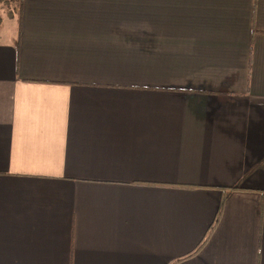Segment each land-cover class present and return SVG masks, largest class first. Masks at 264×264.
Masks as SVG:
<instances>
[{"label": "crops", "instance_id": "obj_1", "mask_svg": "<svg viewBox=\"0 0 264 264\" xmlns=\"http://www.w3.org/2000/svg\"><path fill=\"white\" fill-rule=\"evenodd\" d=\"M22 12L19 49L1 12L0 264H264V0Z\"/></svg>", "mask_w": 264, "mask_h": 264}, {"label": "trees", "instance_id": "obj_2", "mask_svg": "<svg viewBox=\"0 0 264 264\" xmlns=\"http://www.w3.org/2000/svg\"><path fill=\"white\" fill-rule=\"evenodd\" d=\"M25 0H0V24L3 21V13H6L7 16L10 18L16 19L18 24V41L16 43V48L19 49L20 43V33H21V19L23 15V8H24ZM3 11V13H1ZM164 185H178L177 183H162ZM194 254V253H193ZM193 254L186 255L184 257H189Z\"/></svg>", "mask_w": 264, "mask_h": 264}, {"label": "rangeland", "instance_id": "obj_3", "mask_svg": "<svg viewBox=\"0 0 264 264\" xmlns=\"http://www.w3.org/2000/svg\"><path fill=\"white\" fill-rule=\"evenodd\" d=\"M2 12H3V11H2ZM10 24H12V22H8V21H7V22H5L4 26H5V25H10ZM6 27H7V26H6Z\"/></svg>", "mask_w": 264, "mask_h": 264}]
</instances>
